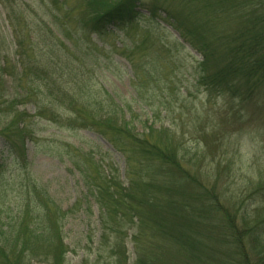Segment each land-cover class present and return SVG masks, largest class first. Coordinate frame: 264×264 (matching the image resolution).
I'll return each instance as SVG.
<instances>
[{
	"label": "rangeland",
	"instance_id": "374dc122",
	"mask_svg": "<svg viewBox=\"0 0 264 264\" xmlns=\"http://www.w3.org/2000/svg\"><path fill=\"white\" fill-rule=\"evenodd\" d=\"M4 1L0 0V43L8 48L10 28ZM58 1L54 9L56 20L48 15L53 0H9L28 12L33 34H41L36 36L40 41L36 42L34 51L45 60L48 55L55 58L48 54L50 33V44H54L63 60L66 57L76 68L77 79L89 87L85 100L110 105L131 122L137 133L149 125L170 129L179 139L181 149L192 158L190 165L184 167L206 191L215 192L219 207L228 208L237 216L244 212L249 217L248 226L262 222L264 229V96L245 104L239 101L230 104L227 97L211 94L197 83L202 56L176 26L189 36L194 28H200L206 40L220 42L209 31L208 20L197 5L190 0H141L136 8L141 15L135 25L123 28L110 24L100 36L85 29L90 26L85 25L87 16L81 0ZM152 7H156L154 15L150 14ZM146 28L150 34L145 32ZM11 66L15 67L13 62ZM13 70L19 71V65ZM5 88L10 99L20 92L9 76ZM36 102L33 97L18 101L17 108L33 115ZM33 123L25 137V168L13 160L0 137L3 165L0 210L21 203L28 188L26 184L35 182L42 185L62 210L57 225L66 250L64 264H112L116 257L109 254L115 236L124 246L126 264L175 263L176 255L172 258L163 255V251H170L169 243L153 234V222L140 230L136 222L134 227L126 224L113 232H103L101 210L87 187L80 165L87 163V178L95 176V166H101L106 172L118 173L126 183L127 160L122 153L91 130L58 129L39 118H34ZM178 186L180 191H190L184 185ZM190 206L188 213L193 215ZM204 225L200 224L202 228L197 233L199 237L202 234L201 241L206 247L217 245L219 252L236 255L234 248L222 245L220 229L211 228L208 223ZM248 243L249 264H262L264 240L255 243L252 239ZM44 249L41 246L37 253ZM232 258L242 262L238 255ZM31 264L49 263L38 257Z\"/></svg>",
	"mask_w": 264,
	"mask_h": 264
},
{
	"label": "trees",
	"instance_id": "16d2710c",
	"mask_svg": "<svg viewBox=\"0 0 264 264\" xmlns=\"http://www.w3.org/2000/svg\"><path fill=\"white\" fill-rule=\"evenodd\" d=\"M139 1L81 0L87 16L85 25L90 27L83 23L81 26L102 36L110 24L123 28L135 25L141 15L136 9ZM57 3L60 1L53 0V9L48 8V15L56 20ZM190 3L197 5L208 20L209 31L222 42L206 40L200 28H194L189 36L176 26L202 56L197 83L211 94L227 97L230 104L262 98L264 0H190ZM2 5L9 22L10 43L8 48L0 43V137L13 160L25 168V137L32 129L34 118L46 119L58 129L91 130L105 138L127 160L126 183L120 180L118 173L106 172L101 166H95V176L87 178V163L80 165L87 187L101 210L104 233L126 224L134 227L136 222L140 230L153 222V234L157 233L158 238L169 243L170 251H163V255L171 258L176 255L174 264H217L219 261L249 264L248 240L253 239L255 243L264 240L263 223L250 227L246 213L237 216L228 208L219 207L215 192L206 191L197 177L184 167L190 165L192 158L181 149L179 139L170 129L149 125L137 133L131 122L110 105L85 100L89 87L77 79L76 68L66 57L63 60L54 44H50V33L48 54L57 59L48 55L45 60L41 53L34 51L36 42L40 41L36 36L41 34H33L28 12L9 0ZM155 13L156 7H152L150 14ZM145 32L151 33L149 28ZM10 61L15 67L19 65L20 72H14ZM8 76L20 90L11 99L5 93ZM32 97L37 99L33 115L17 108L18 101ZM74 163L79 164L77 160ZM2 171L0 162V177ZM178 185L187 187L189 194L183 189L180 191ZM27 186L21 203L0 210V264H31L38 257L49 264H64L66 250L57 225L62 219V210L48 197L42 185L32 182ZM189 206L193 215L188 213ZM205 223L220 229L222 245L234 248L242 262L232 258L236 255L219 252L217 245L206 247L202 243V234L199 237L197 232ZM41 246L45 247L44 252L37 253ZM111 249L109 255H114L116 260L110 263L126 264L124 246L117 236Z\"/></svg>",
	"mask_w": 264,
	"mask_h": 264
}]
</instances>
